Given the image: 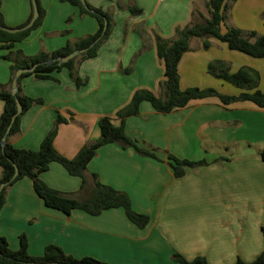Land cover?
<instances>
[{"label": "crops", "instance_id": "crops-1", "mask_svg": "<svg viewBox=\"0 0 264 264\" xmlns=\"http://www.w3.org/2000/svg\"><path fill=\"white\" fill-rule=\"evenodd\" d=\"M44 12L40 26L32 30L12 51L24 56L51 52L67 41L94 34L95 21L78 17L76 9L58 0H37ZM110 15L112 27L96 56L77 66L87 82L75 88L65 70L55 80L20 81V94L41 99L20 118L19 132L8 138L18 149L36 150L51 128L56 114L67 120L57 126L53 147L71 159L85 144L98 137L97 120L114 119L132 93L145 89L159 96L158 83L163 68L154 49V36L170 39L174 28L190 21L204 0H85ZM224 26L264 35V0H226ZM141 9L130 16L127 6ZM29 0H0L5 27L16 28L28 17ZM72 19V28L62 29ZM142 24V25H140ZM224 27H221V31ZM190 39L189 50L178 62L181 90L212 88L225 95L239 90L206 73L212 60L224 62L232 73L240 67L258 74L256 88H264V59H253L226 49L215 39ZM133 64L131 60L138 52ZM7 53L0 49V57ZM9 62L0 59V85H6ZM130 67L125 74L121 70ZM201 78L202 82L197 79ZM2 103L0 102V113ZM71 119V120H69ZM124 133L137 145L152 150L156 159L137 155L115 144L100 147L86 165V173L96 174L102 185L127 195L132 210L148 217L144 228L127 221L122 209H108L97 216L72 210L68 215L44 207L22 178L12 184L0 209V237L10 250L17 249L18 236L26 240V251L39 257L47 245L57 246L75 259L91 257L108 264H178L176 253L189 261L203 257L207 264H233L236 259L252 262L260 253L264 226V164L259 150L264 145V109L249 102L222 106L215 98L190 102L186 107L157 114L142 102L136 116L124 120ZM177 160L204 161L184 168L174 177L167 156ZM38 178L49 188L76 193L79 179L69 176L57 163Z\"/></svg>", "mask_w": 264, "mask_h": 264}, {"label": "trees", "instance_id": "trees-1", "mask_svg": "<svg viewBox=\"0 0 264 264\" xmlns=\"http://www.w3.org/2000/svg\"><path fill=\"white\" fill-rule=\"evenodd\" d=\"M76 9L78 17H90L96 23L94 34L82 36L72 41H67L62 47L51 51H40L32 56H24L18 50L12 51L16 43L24 40L29 33L38 28L42 22L44 12L35 0L37 17L32 26L26 30L8 33L0 30V49L7 53L0 59L9 62V78L6 85H0V102L2 110L0 113V139L3 137L11 118L15 115V101H18L21 110L15 115L5 143L0 146V209L5 200L6 190L15 182L22 178H27L31 182L32 190L42 201L44 207L68 215L72 210H77L89 216H97L102 211L108 209H122L128 222L141 229L148 223V217L134 212L130 206L127 195L109 186L102 185L94 173H86V165L95 156L96 151L108 144H115L121 149H132L137 155L156 159L152 150H146L128 138L124 133V120L139 113V106L142 102L149 104L150 108L157 114H167L186 107L190 102L215 98L222 106L235 103L249 102L258 109H264V88H256L258 74L246 67H240L230 73L228 66L220 60H212L206 65V73L220 79L223 82L237 88L239 92L235 95H225L212 88L189 87L181 90L179 87V76L177 65L182 54L189 50L190 39L201 41L203 49L209 47L208 39H215L225 45L226 49L241 53L253 59H264V35H257L255 32H242L234 27L224 26L225 14L228 10L226 0H204L203 8L206 16H202L197 11L192 10L190 21L182 26L176 27L170 39H162L154 36V49L158 60L162 64L163 78L158 83L159 96L152 94L145 89H139L132 93L128 103L115 112L114 119L118 124L112 123V118L108 116L100 117L96 122L98 137L82 146L71 159H67L53 147V139L56 135L57 126L67 120L56 114L51 128L44 135L36 150H24L12 147L8 143V138L19 132V122L21 116L33 105L42 104L41 99H32L20 94V81L28 76L35 80H55L53 75L61 70H65L75 88L84 85L86 78H80L77 74V66L80 62L96 56L98 48L107 40L110 35L112 23L107 12L99 8H94L85 2L83 8L79 0H58ZM30 4V0H29ZM130 16H138L141 9L136 6H127ZM32 16V9L27 19L18 27L24 26ZM0 26L5 27L1 14ZM224 30L221 31V27ZM15 29V28H10ZM85 49L78 56L58 64L57 60L71 53L74 50ZM138 51L132 58L140 54ZM32 68L30 73H23L17 78L16 93L10 94V84L14 73L18 69ZM127 74L130 67L121 70ZM71 120V119H69ZM261 162L264 164V145L258 152ZM167 165L171 169L174 177H181L184 168H194L204 165V161L177 160L167 156ZM50 163L59 164L64 171L72 177H77L80 181L76 193H66L47 187L39 178V174L46 171ZM13 166L17 170L13 177ZM262 238V247L259 255L250 263H245L236 259L233 264H264V226L259 228ZM18 246L15 250H10L4 238L0 237V264H108L91 257H81L75 259L62 252L54 245H47L43 248L39 257H32L26 251V240L21 234L18 236ZM171 260L178 264H207L203 257H195L189 261L180 255L173 253Z\"/></svg>", "mask_w": 264, "mask_h": 264}, {"label": "water", "instance_id": "water-1", "mask_svg": "<svg viewBox=\"0 0 264 264\" xmlns=\"http://www.w3.org/2000/svg\"><path fill=\"white\" fill-rule=\"evenodd\" d=\"M82 7L83 8H86L85 6V3H84V0H79ZM30 5H31V9H32V16L30 18V20L28 21V23H26L24 26L20 27V28H15V29H10V28H4V27H1L0 26V30H3L5 32H8V33H16V32H20V31H23V30H26L28 28H30L34 22V20L36 19L37 17V8H36V3H35V0H30ZM85 51V49H80V50H74L72 51L71 53H69L68 55L64 56V57H61L57 60V63L58 64H61V63H65L66 61L78 56L79 54L83 53ZM32 71V68H29V69H18L14 75H13V78L11 80V84H10V94L11 95H15L16 93V81H17V78L20 76V74H23V73H30ZM15 106H16V111H15V115H17L20 110H21V107L18 103V101H15ZM15 115L11 118L10 120V124L9 126L7 127L3 137L0 139V146L2 147L5 143V138H6V135L8 133V130L10 128V125L15 117ZM13 177L16 176L17 174V170L16 168L13 166ZM3 185H0V190L2 188Z\"/></svg>", "mask_w": 264, "mask_h": 264}, {"label": "rangeland", "instance_id": "rangeland-1", "mask_svg": "<svg viewBox=\"0 0 264 264\" xmlns=\"http://www.w3.org/2000/svg\"><path fill=\"white\" fill-rule=\"evenodd\" d=\"M203 1V0H202ZM203 8V4L202 3H200L199 4V6H196V9L198 10V9H202ZM202 11H204V9L202 10ZM109 14L112 16V12L111 11H109ZM109 15V16H110ZM140 25H142V24H140ZM73 26H72V19L70 18V17H67L65 20H64V22L62 23V29H64V30H66V28H72ZM198 80V82H202V79L201 78H199V79H197ZM226 87H231L230 85H228V86H226Z\"/></svg>", "mask_w": 264, "mask_h": 264}]
</instances>
